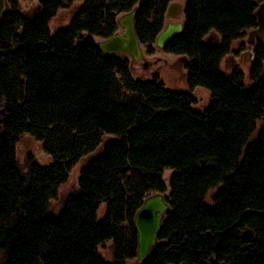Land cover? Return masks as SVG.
I'll return each mask as SVG.
<instances>
[{
  "label": "trees",
  "instance_id": "obj_1",
  "mask_svg": "<svg viewBox=\"0 0 264 264\" xmlns=\"http://www.w3.org/2000/svg\"><path fill=\"white\" fill-rule=\"evenodd\" d=\"M20 1L8 0L0 22V264L137 259L134 218L167 191L166 169L175 170L170 211L143 264H264V42L249 90L243 71L221 70L258 28L264 0H186L183 32L163 50L186 59L192 91H211L203 111L193 92L172 91L158 74L135 78L129 57L106 55L95 40L136 11L138 39L153 54L174 0H39L31 15ZM75 3L71 24L51 37L52 19ZM218 35L221 43L210 41ZM24 136L42 143L47 165L21 168ZM83 160L79 191L54 215L50 201ZM247 231L256 238L244 240ZM108 243L112 262L100 251Z\"/></svg>",
  "mask_w": 264,
  "mask_h": 264
},
{
  "label": "rangeland",
  "instance_id": "obj_2",
  "mask_svg": "<svg viewBox=\"0 0 264 264\" xmlns=\"http://www.w3.org/2000/svg\"><path fill=\"white\" fill-rule=\"evenodd\" d=\"M173 4H176L182 8L180 14L176 17L168 16L165 19L166 26L170 23H180L181 21H185V14H184V7L186 4V0H174ZM81 6V3H75L71 6L61 9L57 16L52 19L50 23V35L54 37L56 33L63 28L68 27L77 10ZM21 9L26 12L27 14L31 15L35 13V11L39 8V0H21L20 1ZM128 14V13H126ZM122 14L119 16L121 19L124 15ZM123 28L119 26V29L116 33H122ZM250 34L242 39V42L245 44L244 50H239L240 46L236 43L235 51L236 54L233 52L231 55L226 57V59L222 62L221 70L222 72L227 75L231 76L235 69H239L243 71L246 75L245 78V89L249 90L252 87V79L250 77L251 68H252V61L254 58V49L255 44L258 41V38H254V42L252 44L249 43ZM97 43H101L105 39L95 37ZM213 40V41H212ZM212 42L221 43V37L215 36L211 38ZM154 53L149 54L148 48L145 45L141 46L142 53H143V62L133 63V71L135 78H140L144 80H151L155 74L160 76L162 82H164L169 89L175 92H193L197 98V106L198 109L203 111L205 110L212 100V93L211 91L199 87L196 90L192 91L187 78V68L185 67L186 59H183L179 56L166 53L162 48H159L155 43L153 45ZM131 60L132 58L129 57ZM133 62V61H132ZM144 62L148 63V67L145 68L143 66ZM127 97H131L132 94L127 93ZM260 127L258 130L253 134L250 141L252 142L258 136ZM18 160L20 166L23 170L27 169V163L30 160H34L41 165H47L50 162V157L46 154L43 150L42 143L31 138L29 136H24L20 144L18 146ZM87 160L81 161L71 172L70 178L66 184H64L59 192L58 196L50 201V211L59 216L62 208H63V201L70 195L77 193L80 188L79 179L81 176V169L86 165ZM175 173V170L166 169L164 170V181L168 187L167 191L164 193V196H168L170 194V180L171 176ZM219 188H212L206 197V203L210 207H214V196L216 195ZM104 216V207L99 212L100 220ZM100 251L104 254L105 258L112 262L113 253L111 245L105 244ZM127 264H139L137 259L135 260H128Z\"/></svg>",
  "mask_w": 264,
  "mask_h": 264
},
{
  "label": "water",
  "instance_id": "obj_3",
  "mask_svg": "<svg viewBox=\"0 0 264 264\" xmlns=\"http://www.w3.org/2000/svg\"><path fill=\"white\" fill-rule=\"evenodd\" d=\"M145 0H142L144 3ZM8 0H0V22L3 16L9 11ZM181 7L172 4L169 7L168 16L176 17L180 14ZM136 11H132L119 19V26L123 28L122 33H116L109 39H105L98 46L106 55L131 57L133 63L143 62V53L136 31ZM258 19V28L250 33L249 43L258 38L264 42V2L256 11ZM184 22L177 24L170 23L158 35L156 44L159 48H164L175 37L182 34ZM143 66L148 67L144 62ZM170 211V205L167 203L164 194L157 193L145 199L143 205L137 211L134 218L135 230L138 234L137 262L143 264L153 254L159 244V235L162 230L163 221ZM256 236L250 231L243 234L244 240H253ZM215 258H211L209 264H214Z\"/></svg>",
  "mask_w": 264,
  "mask_h": 264
},
{
  "label": "crops",
  "instance_id": "obj_4",
  "mask_svg": "<svg viewBox=\"0 0 264 264\" xmlns=\"http://www.w3.org/2000/svg\"><path fill=\"white\" fill-rule=\"evenodd\" d=\"M181 11H182V8H181ZM184 22V21H181V23Z\"/></svg>",
  "mask_w": 264,
  "mask_h": 264
}]
</instances>
